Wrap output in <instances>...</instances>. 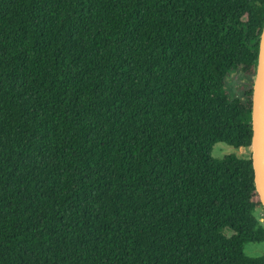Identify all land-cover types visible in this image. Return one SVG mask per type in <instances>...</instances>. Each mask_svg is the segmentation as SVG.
I'll return each instance as SVG.
<instances>
[{
  "label": "trees",
  "instance_id": "obj_1",
  "mask_svg": "<svg viewBox=\"0 0 264 264\" xmlns=\"http://www.w3.org/2000/svg\"><path fill=\"white\" fill-rule=\"evenodd\" d=\"M263 22L264 0H0V264H264L251 157L212 154L250 146Z\"/></svg>",
  "mask_w": 264,
  "mask_h": 264
},
{
  "label": "water",
  "instance_id": "obj_2",
  "mask_svg": "<svg viewBox=\"0 0 264 264\" xmlns=\"http://www.w3.org/2000/svg\"><path fill=\"white\" fill-rule=\"evenodd\" d=\"M251 164L253 182L264 209V22L259 42L251 96Z\"/></svg>",
  "mask_w": 264,
  "mask_h": 264
},
{
  "label": "rangeland",
  "instance_id": "obj_3",
  "mask_svg": "<svg viewBox=\"0 0 264 264\" xmlns=\"http://www.w3.org/2000/svg\"><path fill=\"white\" fill-rule=\"evenodd\" d=\"M245 83H246V79L244 77H241L239 74L235 72L231 73L229 78L227 79L228 89L237 94H241L242 87L245 85ZM252 83H253V80H252ZM230 153H234L240 157H245V156L251 157V148L250 146L234 148L233 146H230L223 142H217L213 146L212 154L216 158H221L224 155L230 154ZM261 209L262 210L258 211L257 213H258V216H260V220L264 222V209L263 208ZM244 251L246 254H249V255L263 254L264 253V242L247 243L244 247Z\"/></svg>",
  "mask_w": 264,
  "mask_h": 264
}]
</instances>
